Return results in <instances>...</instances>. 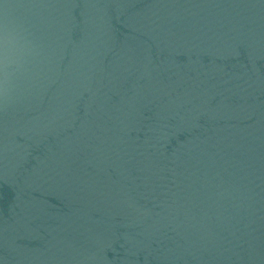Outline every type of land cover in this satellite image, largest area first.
<instances>
[{
    "label": "water",
    "instance_id": "95a60500",
    "mask_svg": "<svg viewBox=\"0 0 264 264\" xmlns=\"http://www.w3.org/2000/svg\"><path fill=\"white\" fill-rule=\"evenodd\" d=\"M0 264H264V0H0Z\"/></svg>",
    "mask_w": 264,
    "mask_h": 264
}]
</instances>
